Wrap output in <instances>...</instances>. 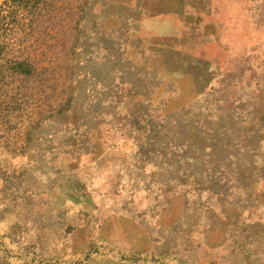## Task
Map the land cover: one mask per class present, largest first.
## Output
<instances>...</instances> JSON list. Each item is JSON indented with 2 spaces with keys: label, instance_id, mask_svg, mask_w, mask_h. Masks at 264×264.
I'll list each match as a JSON object with an SVG mask.
<instances>
[{
  "label": "rangeland",
  "instance_id": "1",
  "mask_svg": "<svg viewBox=\"0 0 264 264\" xmlns=\"http://www.w3.org/2000/svg\"><path fill=\"white\" fill-rule=\"evenodd\" d=\"M0 264H264V0H0Z\"/></svg>",
  "mask_w": 264,
  "mask_h": 264
}]
</instances>
